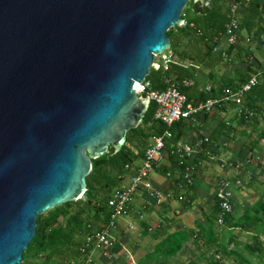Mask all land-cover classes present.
Wrapping results in <instances>:
<instances>
[{
  "label": "water",
  "instance_id": "obj_1",
  "mask_svg": "<svg viewBox=\"0 0 264 264\" xmlns=\"http://www.w3.org/2000/svg\"><path fill=\"white\" fill-rule=\"evenodd\" d=\"M187 1L0 0V264H21L37 215L80 198L92 159L142 121L135 83Z\"/></svg>",
  "mask_w": 264,
  "mask_h": 264
},
{
  "label": "trees",
  "instance_id": "obj_2",
  "mask_svg": "<svg viewBox=\"0 0 264 264\" xmlns=\"http://www.w3.org/2000/svg\"><path fill=\"white\" fill-rule=\"evenodd\" d=\"M232 0H210L209 5H200L198 1L188 0L183 7L182 24H176L167 30L170 45L167 61H155L158 66H151L145 76L148 81L147 90H162L167 87L168 80L184 78L194 81L196 65L212 66L222 61L224 54L229 55L233 45L226 41L225 22L229 19L228 5ZM259 0H247V5L239 18L238 34L242 27L250 29L255 20L264 12V3ZM190 60L188 64L182 63ZM248 78H243L237 85L231 87V92L238 90ZM189 87H182L190 99ZM210 87L205 89L202 101L216 96ZM225 94V93H224ZM228 94V93H227ZM226 94V95H227ZM145 95V93L143 94ZM264 95V82L257 77V82L242 95L239 105V117L243 120L251 119L255 115V99ZM156 102L150 100L142 121L127 131V139L121 149L114 151L111 146L106 153L92 159V168L86 175V190L77 200L66 201L60 205L37 215L36 232L23 252L21 264H27L28 258L34 256L39 259L38 264H64L66 260L79 256V246L83 244L88 234L107 224L109 218L108 199L128 175L135 173L138 162L144 156V151L150 140L162 135L165 130L171 132L165 137V147L169 149L171 164L163 166L161 163L154 168L171 175L179 171V179L189 188L190 193L180 195L184 206H189L194 199L193 178L197 165L203 158V148L207 142L201 141V151L195 157L180 155L175 151L179 134L176 129L178 122L167 125L155 117ZM228 123V122H227ZM226 124L224 123L223 126ZM222 127H218L211 138H216ZM190 169L191 180L184 177L186 168ZM260 197L248 205L242 214L235 217L232 212L221 214V207L216 199L209 214L205 216V224L199 225L198 234L202 235L207 254V264L223 263L226 258L234 257L240 264H251L244 256L239 246L246 249L249 255H264V188L255 187ZM221 216L222 227L226 230L218 231L214 228L215 220ZM237 229V233L233 230ZM240 233L248 234L249 242L238 240ZM200 235H198L200 237ZM228 236V240L225 241ZM198 237V238H199ZM187 238V231H176L167 236L164 246L168 247L166 254H174Z\"/></svg>",
  "mask_w": 264,
  "mask_h": 264
},
{
  "label": "crops",
  "instance_id": "obj_3",
  "mask_svg": "<svg viewBox=\"0 0 264 264\" xmlns=\"http://www.w3.org/2000/svg\"><path fill=\"white\" fill-rule=\"evenodd\" d=\"M259 1L264 3V0ZM246 5L247 2L241 5L239 18ZM195 70L193 84L188 89L189 101L194 104L205 102L201 97L208 86L221 100L209 110H197L190 118L176 121L178 141L194 147L190 157L201 151L200 140L207 141L202 152L206 157L194 172L193 201L184 206L179 198L190 191L180 181L178 170L167 175L154 168L148 178L154 190L168 196L158 201L150 190L140 187L116 226L109 229L115 238L114 245L95 250L92 264H207L203 238L198 234L199 225L205 224V216L215 204L220 179L226 178L230 182L235 217L260 197L255 187L264 188V95L255 99L254 117L243 120L238 116L239 105L232 97L226 98V94L231 87H238L243 78L256 75L264 82V12L252 28L239 30L231 53L222 61L212 66L199 64ZM220 126L222 129L217 137L211 138ZM161 164H171L167 147ZM214 228L220 232L226 230L218 219ZM180 230L187 231V238L174 254H166L167 236Z\"/></svg>",
  "mask_w": 264,
  "mask_h": 264
},
{
  "label": "built area",
  "instance_id": "obj_4",
  "mask_svg": "<svg viewBox=\"0 0 264 264\" xmlns=\"http://www.w3.org/2000/svg\"><path fill=\"white\" fill-rule=\"evenodd\" d=\"M244 2H247V0H232L228 5L229 19L225 22L224 27L226 41L229 45H234L238 39V15ZM169 56L170 52L162 53V60L167 61ZM153 65L155 67L158 66L157 63ZM256 82V75L249 77L248 81L238 90L230 91L226 95V98L230 96L237 103H241L243 93L249 90ZM192 84L193 80L187 78L178 81L168 80L167 87L162 90H147L148 81L144 78L142 81L135 83V91L137 94L144 92L150 100H154L157 105L155 117L167 125H172L183 118H190L197 110L211 109L213 105L221 100L219 98H210L203 103H191L182 87H190ZM207 89H209V86ZM170 135L171 132L165 130L162 135L155 136L150 140L145 148L142 159L136 167L132 166V168L136 169L135 173L128 175L108 199L109 218L107 224L88 234L83 244L79 246V256L66 260L64 264H92V255L95 250L108 249L114 245L115 238L109 229L116 226L119 217L126 212L132 196L140 187L150 190L152 194L156 195L158 201H162L168 196V194L162 191L154 190L148 177L150 171L156 165L162 163L164 159L165 137ZM200 143L201 140L198 144ZM193 150V145L189 143L177 142L175 145V151L180 155L185 154L190 156ZM184 177L187 181L191 180L190 169L188 167L186 168ZM216 198L222 209L221 214L233 211V191L228 179H220L216 190ZM218 221L222 222L221 216L218 218Z\"/></svg>",
  "mask_w": 264,
  "mask_h": 264
},
{
  "label": "rangeland",
  "instance_id": "obj_5",
  "mask_svg": "<svg viewBox=\"0 0 264 264\" xmlns=\"http://www.w3.org/2000/svg\"><path fill=\"white\" fill-rule=\"evenodd\" d=\"M165 52H167V50H165L162 53H165ZM162 53L155 55L153 63L155 61H160L162 59ZM252 199L255 200V198H252ZM233 233H235V232H233ZM262 238L264 241V233H262ZM238 240H240L242 243L250 241L248 234H246V233H240V235L238 236ZM239 249H241L242 250L241 253L251 261V264H264V255H261V256L249 255L246 249L242 248L241 246H239ZM28 256H29V258L27 259L28 260L27 264H38L39 263L40 260L37 259L35 257V255L34 256L28 255ZM224 264H240V262L238 261V259H236L234 257H229V258H226L224 260Z\"/></svg>",
  "mask_w": 264,
  "mask_h": 264
},
{
  "label": "clouds",
  "instance_id": "obj_6",
  "mask_svg": "<svg viewBox=\"0 0 264 264\" xmlns=\"http://www.w3.org/2000/svg\"><path fill=\"white\" fill-rule=\"evenodd\" d=\"M154 64V63H153Z\"/></svg>",
  "mask_w": 264,
  "mask_h": 264
}]
</instances>
